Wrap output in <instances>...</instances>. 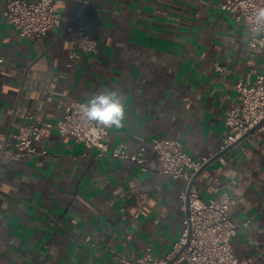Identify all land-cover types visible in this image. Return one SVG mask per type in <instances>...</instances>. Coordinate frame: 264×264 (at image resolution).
I'll use <instances>...</instances> for the list:
<instances>
[{"label": "crops", "instance_id": "1", "mask_svg": "<svg viewBox=\"0 0 264 264\" xmlns=\"http://www.w3.org/2000/svg\"><path fill=\"white\" fill-rule=\"evenodd\" d=\"M53 1L63 26L30 40L0 0V151L27 116L56 123L67 105L119 90L126 119L110 129L112 148L152 156L153 140L170 138L198 158L220 154L236 84L264 73V48L254 54L246 24L220 7L226 0ZM69 22L87 27L97 55L71 58ZM35 147L47 154L0 157V264H119L173 249L187 215L183 180L98 158L57 130L45 128ZM224 159L198 177L200 196L234 194V252L241 264H264V131Z\"/></svg>", "mask_w": 264, "mask_h": 264}, {"label": "built area", "instance_id": "2", "mask_svg": "<svg viewBox=\"0 0 264 264\" xmlns=\"http://www.w3.org/2000/svg\"><path fill=\"white\" fill-rule=\"evenodd\" d=\"M90 0H86L87 4ZM220 7L234 15L238 21L246 24L250 31L252 17L264 0H226ZM6 22L21 38L37 40L49 31L63 26L61 15L57 12L53 0H6L4 9ZM67 32H76L74 59L77 51L93 56L99 53L98 42L93 39L86 26L69 22L64 26ZM249 47L258 54L264 48V37L249 39ZM222 70L221 67H218ZM256 77L250 84L240 81L236 84L237 100L229 104L225 114L227 133L220 153H227L232 146L251 130L264 131V73L255 72ZM85 101L67 105L62 117L56 123L44 122L33 116L16 124L18 130L12 134V142H5L0 157L10 154L20 160L33 155H46V150H38V142L45 128L57 130L61 136L74 138L88 148L98 149V158L112 157L134 163L144 173H161L174 180H183L187 187L181 193V200L187 215L184 228L173 249L165 254L155 253L151 248L138 259L123 258L119 264H241L232 247L241 224L231 218L234 194L224 190L217 196L205 201L197 188L196 175L201 172L213 157H195L190 155L183 144L170 138L153 140V155L144 153V148L130 152L127 146L112 148L108 142L110 129L97 126L81 117L78 106ZM225 153V154H226ZM224 154V155H225ZM224 155L219 160L225 162ZM205 170V169H204ZM189 195V209L186 202Z\"/></svg>", "mask_w": 264, "mask_h": 264}, {"label": "clouds", "instance_id": "3", "mask_svg": "<svg viewBox=\"0 0 264 264\" xmlns=\"http://www.w3.org/2000/svg\"><path fill=\"white\" fill-rule=\"evenodd\" d=\"M264 37V7L255 10L248 38L256 40ZM81 117L94 122L104 129H120L126 119L125 104L119 90H103L93 95L86 103L78 106Z\"/></svg>", "mask_w": 264, "mask_h": 264}, {"label": "water", "instance_id": "4", "mask_svg": "<svg viewBox=\"0 0 264 264\" xmlns=\"http://www.w3.org/2000/svg\"><path fill=\"white\" fill-rule=\"evenodd\" d=\"M257 129H258V127H256L255 129L251 130L247 135H245L243 138H241V139L238 141V143L241 142L242 140H244V139H245L246 137H248L249 135L253 134ZM238 143H237V144H238ZM235 145H236V144H235ZM235 145H234V146H235ZM234 146H232L229 150H231ZM229 150H227V152H228ZM225 153H226V152L218 154L215 158H213V159L210 161V163H212V162L215 161V160H218L219 157H221V156L224 155ZM210 163H209V164H210ZM209 164H208V165H209ZM208 165H207L204 169H206V168L208 167ZM204 169H203V170H204ZM203 170H202L201 172H199V173L196 175L194 181H195L196 179H198V177H199L200 174L203 172ZM193 184H194V182L191 184V186L189 187V190H188V200H187V202H186L187 210L189 209V195H190V189H191V187L193 186Z\"/></svg>", "mask_w": 264, "mask_h": 264}]
</instances>
